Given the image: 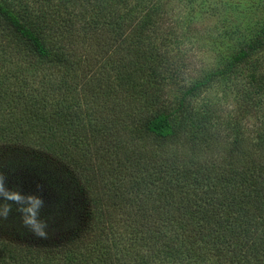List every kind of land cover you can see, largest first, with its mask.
Here are the masks:
<instances>
[{"label": "trees", "instance_id": "1", "mask_svg": "<svg viewBox=\"0 0 264 264\" xmlns=\"http://www.w3.org/2000/svg\"><path fill=\"white\" fill-rule=\"evenodd\" d=\"M139 1L0 0V172L33 178L56 217L46 239L0 220V264H264V127L243 120L264 30L176 83L178 36ZM248 67L230 117L199 101Z\"/></svg>", "mask_w": 264, "mask_h": 264}, {"label": "rangeland", "instance_id": "2", "mask_svg": "<svg viewBox=\"0 0 264 264\" xmlns=\"http://www.w3.org/2000/svg\"><path fill=\"white\" fill-rule=\"evenodd\" d=\"M147 1L149 0L139 2L144 4ZM155 7L167 17L165 28L169 30V34L171 27V31L178 36L170 43L172 48L169 51V58L177 61L175 70L171 73L172 79L176 76V83H191L211 70L223 67L240 42L251 39L264 30V0H155ZM5 40V37H0V51L5 45ZM99 62L92 66V70L99 66ZM251 70L255 69L240 68L235 72L236 75L213 82L203 90L198 97L199 101L215 104L219 110L215 109L221 117H230L237 106L235 86L242 81L240 78ZM259 70L256 69L255 72ZM109 76H106L108 83L113 80ZM116 77L114 74L112 85ZM164 87L169 99L179 91L176 84L170 81H166ZM260 95L261 99L254 98L260 99V102L254 104V108L243 119L251 136H254L260 127H264V90ZM0 175L7 177L8 182L12 184L10 173L0 172ZM25 176H22L18 186L22 191L29 192L31 188L35 191L34 185L37 182L33 178L28 180V176ZM37 180L39 182L40 176Z\"/></svg>", "mask_w": 264, "mask_h": 264}, {"label": "clouds", "instance_id": "3", "mask_svg": "<svg viewBox=\"0 0 264 264\" xmlns=\"http://www.w3.org/2000/svg\"><path fill=\"white\" fill-rule=\"evenodd\" d=\"M38 189L22 191L18 185L10 184L7 177L0 175V220H6L14 212L22 230L46 239L53 230L56 217L51 212L43 214L46 205Z\"/></svg>", "mask_w": 264, "mask_h": 264}]
</instances>
